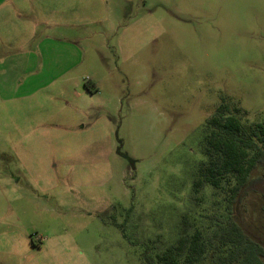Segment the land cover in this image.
<instances>
[{"label": "rangeland", "instance_id": "374dc122", "mask_svg": "<svg viewBox=\"0 0 264 264\" xmlns=\"http://www.w3.org/2000/svg\"><path fill=\"white\" fill-rule=\"evenodd\" d=\"M220 95L261 119L264 0H0V264H141L179 212L204 225ZM262 206L231 211L264 243Z\"/></svg>", "mask_w": 264, "mask_h": 264}, {"label": "trees", "instance_id": "16d2710c", "mask_svg": "<svg viewBox=\"0 0 264 264\" xmlns=\"http://www.w3.org/2000/svg\"><path fill=\"white\" fill-rule=\"evenodd\" d=\"M201 153L191 170L190 190L216 195L221 210L206 214L204 225L188 211L179 212L175 237L159 249L144 243L141 264H264V243L245 231L231 211L249 191L263 197L264 210V113L249 123L238 100L220 95L203 124Z\"/></svg>", "mask_w": 264, "mask_h": 264}]
</instances>
